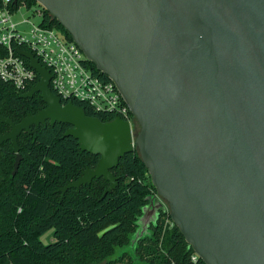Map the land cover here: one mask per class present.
I'll use <instances>...</instances> for the list:
<instances>
[{"label":"water","instance_id":"95a60500","mask_svg":"<svg viewBox=\"0 0 264 264\" xmlns=\"http://www.w3.org/2000/svg\"><path fill=\"white\" fill-rule=\"evenodd\" d=\"M36 1L115 81L139 129L63 103L50 70L17 48L40 76L21 97L40 93L47 107L18 123L0 114L13 175L19 135L47 121L69 124L64 136L99 156L63 194L104 177L107 195L118 186L112 169L138 148L158 192L138 224L168 210L206 264H264V0Z\"/></svg>","mask_w":264,"mask_h":264},{"label":"trees","instance_id":"16d2710c","mask_svg":"<svg viewBox=\"0 0 264 264\" xmlns=\"http://www.w3.org/2000/svg\"><path fill=\"white\" fill-rule=\"evenodd\" d=\"M40 5L36 0L11 3L13 12L22 4ZM3 2L0 0V8ZM44 21L61 29L69 39L71 33L46 8ZM0 44V57L6 54ZM27 65L29 60L25 58ZM103 78L109 76L96 67ZM40 76H37V82ZM20 90L0 74V114L16 123L25 116L47 107L40 93L23 98ZM67 103V100H62ZM88 115L103 121L113 115L96 113L89 105L74 100ZM70 127L64 122L33 125L18 137L22 160L13 175L16 153L11 140L0 145V264H206L195 254L169 211H160L151 233L130 247L138 229V219L150 199L158 196L139 149L120 159L112 172L118 186L103 196L110 182L94 178L91 184L61 189L94 168L99 156L81 149L77 139L64 136ZM11 127L0 121V136ZM52 230V239L42 237Z\"/></svg>","mask_w":264,"mask_h":264},{"label":"built area","instance_id":"2783aa9c","mask_svg":"<svg viewBox=\"0 0 264 264\" xmlns=\"http://www.w3.org/2000/svg\"><path fill=\"white\" fill-rule=\"evenodd\" d=\"M0 8V44L6 47V54L0 57V74L18 89L35 85L38 73L25 62L17 48L30 50L50 70L51 88L62 100H77L89 105L96 113L121 117L136 129V118L112 79H105L95 72L91 60L81 47L67 37L59 28L48 26L44 21V7L35 5L40 22L31 18L15 21L10 9L14 0H2ZM24 5L28 7L25 3ZM96 115V114H95ZM98 116V115H96ZM198 254L192 256L196 261Z\"/></svg>","mask_w":264,"mask_h":264},{"label":"rangeland","instance_id":"374dc122","mask_svg":"<svg viewBox=\"0 0 264 264\" xmlns=\"http://www.w3.org/2000/svg\"><path fill=\"white\" fill-rule=\"evenodd\" d=\"M35 7H38V6H33V8L31 9H28L24 4H22L19 8V10L14 14L13 16V19L15 21H18V20H21L23 19L24 17L25 18H31L32 22H35V23H38L40 22V17L38 15H36L35 13ZM139 129V126L137 124V127H136V130ZM140 224L138 225V229L135 231V233L133 234V237L136 236V235H149L151 233V228H145L143 222H139ZM132 237V238H133ZM43 241L44 242H48L50 239H52V230L47 232L43 237H42ZM138 242H133L132 239H131V244H130V247L132 249H135V246L137 245Z\"/></svg>","mask_w":264,"mask_h":264}]
</instances>
